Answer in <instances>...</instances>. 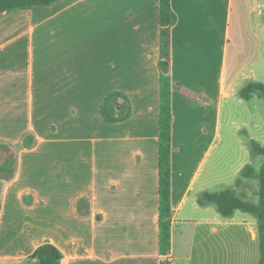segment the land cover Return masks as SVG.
<instances>
[{"label":"crops","instance_id":"1","mask_svg":"<svg viewBox=\"0 0 264 264\" xmlns=\"http://www.w3.org/2000/svg\"><path fill=\"white\" fill-rule=\"evenodd\" d=\"M158 4L59 0L0 15V145L8 148L0 165L11 160L12 171L0 178V264H23L43 244L60 251L61 264L164 258ZM170 7L169 262L258 264L255 218L235 219L238 211L222 218L197 199L236 189L245 166L222 175L208 163L214 146L229 141L223 108L228 127L242 103H258L264 114L256 95H237L249 82L264 84V0H170ZM115 93L110 112L124 120L106 123L100 106ZM248 139L261 146L264 134Z\"/></svg>","mask_w":264,"mask_h":264},{"label":"trees","instance_id":"2","mask_svg":"<svg viewBox=\"0 0 264 264\" xmlns=\"http://www.w3.org/2000/svg\"><path fill=\"white\" fill-rule=\"evenodd\" d=\"M59 0H0V15L19 10H28L33 7L50 6ZM170 28H171V7L170 0H159L158 4V51L159 58L164 68L159 74L158 92V251L164 258L159 264H171L165 256L171 247V138H172V79L168 72L170 63ZM118 93L110 94L104 98L100 106L99 115L106 123H115L124 118H115L110 112V104ZM242 100H249L256 95L264 102V84L249 82L237 93ZM253 156L264 157V147L254 141L249 144ZM6 146L0 145V153L7 150ZM7 153V152H6ZM8 162L0 166V178L8 180L12 176L4 167ZM256 179L258 190L255 194L257 204L246 194L239 192L241 183L246 180ZM238 190V191H237ZM197 202L200 206L214 205L217 213L222 218H231L235 211L250 214L256 220L259 262L264 264V159L258 174H255L252 165H245L236 180V189H227L215 193H202ZM62 255L60 251L51 244L39 246L23 264H61Z\"/></svg>","mask_w":264,"mask_h":264},{"label":"rangeland","instance_id":"3","mask_svg":"<svg viewBox=\"0 0 264 264\" xmlns=\"http://www.w3.org/2000/svg\"><path fill=\"white\" fill-rule=\"evenodd\" d=\"M260 102H262L261 104H263L262 99H260ZM257 105L258 103L245 102L242 103L241 106H238L234 110H232L229 116H227V120L233 122L229 127L227 126L228 122L225 121L226 114L225 109L223 108L222 138H228L229 141H223L221 142V144H216L211 150L210 156L208 158V163L213 162L214 172L222 173V175H225L228 172V175H231L235 167L243 164V166L252 165L255 174H258L264 157L253 156L251 154L249 150L250 140L248 139L249 134L252 131L253 133L255 132V135H260V132L261 134H264V114L261 111V105L259 104V107H257ZM258 128L261 130L257 131ZM241 130H245V132L248 134H245ZM226 135L227 137H225ZM238 138L242 142H245L246 145L243 146V144H240V142L237 141ZM261 146L264 147V139L261 140ZM242 190H245L246 195L252 199L253 203L257 204V197L255 196V194L258 190V182L256 179L246 180L245 186ZM243 214L244 213L238 211L235 215V219H240ZM245 216L247 218H251L250 214H246ZM235 230L236 227L230 228V233L235 232Z\"/></svg>","mask_w":264,"mask_h":264},{"label":"water","instance_id":"4","mask_svg":"<svg viewBox=\"0 0 264 264\" xmlns=\"http://www.w3.org/2000/svg\"><path fill=\"white\" fill-rule=\"evenodd\" d=\"M10 164H11V160L8 162L7 165H4V167L7 169V171L9 172L10 171ZM2 166H0L1 168Z\"/></svg>","mask_w":264,"mask_h":264},{"label":"built area","instance_id":"5","mask_svg":"<svg viewBox=\"0 0 264 264\" xmlns=\"http://www.w3.org/2000/svg\"><path fill=\"white\" fill-rule=\"evenodd\" d=\"M168 261L171 260L170 256L167 254L166 257H165Z\"/></svg>","mask_w":264,"mask_h":264}]
</instances>
